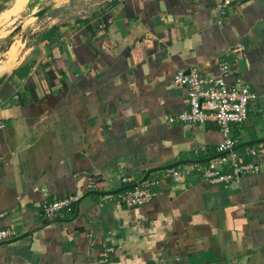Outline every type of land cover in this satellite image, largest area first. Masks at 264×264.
Returning a JSON list of instances; mask_svg holds the SVG:
<instances>
[{
  "label": "crops",
  "instance_id": "1",
  "mask_svg": "<svg viewBox=\"0 0 264 264\" xmlns=\"http://www.w3.org/2000/svg\"><path fill=\"white\" fill-rule=\"evenodd\" d=\"M222 1L66 0L36 22L0 86V229L15 232L0 264H264V164L209 184L195 166L216 156L218 126L168 121L188 109L178 71L214 78L227 63L226 83L255 94L231 137H264V0L220 15ZM168 166L181 181L151 173L148 204L117 200L122 177ZM68 195L73 211L45 220L42 206Z\"/></svg>",
  "mask_w": 264,
  "mask_h": 264
},
{
  "label": "built area",
  "instance_id": "2",
  "mask_svg": "<svg viewBox=\"0 0 264 264\" xmlns=\"http://www.w3.org/2000/svg\"><path fill=\"white\" fill-rule=\"evenodd\" d=\"M236 1L223 0L217 5V12L225 15L226 10ZM229 71L230 66L227 63L220 64L219 74L214 78L202 77L195 71H178L174 83L187 89L188 109L168 121L199 125L213 122L218 126L222 141L216 147V156L205 166L196 165L195 168L205 182L231 188L243 176L260 172L264 164V141L241 150L237 148L239 142L231 137L232 126L244 124L248 120L250 103L255 99V94L241 81L228 85L225 78ZM15 98L18 96L15 95ZM2 128L4 124L0 121V129ZM167 172L173 180L181 181V175L176 170L170 169ZM134 183L137 182L131 177L121 178L122 187ZM159 184L158 178L148 177L137 187L117 193L116 198L126 208L141 207L156 197ZM88 187L89 191L95 189L94 183H90ZM79 200L80 196L68 195L45 203L42 206L44 219L54 220L63 212L73 211ZM14 235L13 229H0V243L10 240Z\"/></svg>",
  "mask_w": 264,
  "mask_h": 264
},
{
  "label": "rangeland",
  "instance_id": "3",
  "mask_svg": "<svg viewBox=\"0 0 264 264\" xmlns=\"http://www.w3.org/2000/svg\"><path fill=\"white\" fill-rule=\"evenodd\" d=\"M72 1L94 4L92 9L100 5V0H71V3ZM64 2L66 0H0V74L4 71L11 72L17 67L26 48L34 42L35 35L39 32L34 31L35 24L45 15L37 18L33 14L47 6L51 8L52 5H61ZM15 53H18V57L17 61L14 60L13 68L4 69V65Z\"/></svg>",
  "mask_w": 264,
  "mask_h": 264
},
{
  "label": "water",
  "instance_id": "4",
  "mask_svg": "<svg viewBox=\"0 0 264 264\" xmlns=\"http://www.w3.org/2000/svg\"><path fill=\"white\" fill-rule=\"evenodd\" d=\"M49 8H50L49 6H47L45 8H42V9L38 10L36 13H34L33 16L37 17V18H41L43 15L46 14V12L49 10ZM7 77H8V73L7 72H5V73L0 75V86L3 84V82L6 80ZM263 141H264V137L262 139H260V140L252 141V142H249V143L240 144L237 148H242V147H247V146H250V145H255V144L261 143ZM208 161H210V160H208ZM171 168H172V166H168V167H165V168H153V169H150V170L145 172L143 178L139 182L134 183V184L129 185V186H126V187H122L121 189H119L117 191H114L113 193L116 194V193H119V192L127 190V189H133V188L137 187L139 184H141L142 182H144L151 173H153V172H155L157 170H161V169L167 170V169H171ZM90 193H92V192H90Z\"/></svg>",
  "mask_w": 264,
  "mask_h": 264
},
{
  "label": "trees",
  "instance_id": "5",
  "mask_svg": "<svg viewBox=\"0 0 264 264\" xmlns=\"http://www.w3.org/2000/svg\"><path fill=\"white\" fill-rule=\"evenodd\" d=\"M45 76L50 85H53L54 82H56V76L54 75L52 71L47 72Z\"/></svg>",
  "mask_w": 264,
  "mask_h": 264
}]
</instances>
